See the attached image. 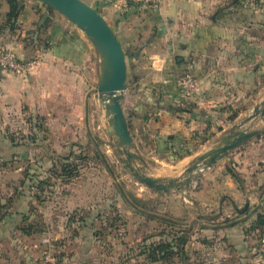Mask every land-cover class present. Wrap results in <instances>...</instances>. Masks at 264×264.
<instances>
[{
	"label": "rangeland",
	"instance_id": "1",
	"mask_svg": "<svg viewBox=\"0 0 264 264\" xmlns=\"http://www.w3.org/2000/svg\"><path fill=\"white\" fill-rule=\"evenodd\" d=\"M32 1L24 0L25 6H30ZM83 1L103 9L100 1ZM251 4L254 6V2ZM133 5H137L140 19L125 16L126 23L118 22L124 25L121 31L112 24L125 50L136 51L134 56L126 55L128 88L123 106L131 120L134 107L143 98L149 108L153 106L155 120L160 113L167 116L172 105H185L186 95L182 91L179 97L183 100L170 99L167 91L171 85L163 79V70L153 67L149 57L153 47L145 41L155 34L152 33L154 28L149 26L150 21L145 23L144 20L158 7ZM255 8L260 6L255 4ZM8 10V3L1 0L0 22ZM141 23L145 27L139 26ZM138 27L142 32H136ZM90 43L93 60L97 63L95 70H91L95 76L85 115L73 117L62 112L48 116L40 113L39 106L31 102L11 111L0 108V264H44L48 257L49 264H187L183 254L175 253L170 258L153 261L148 251L161 242H170L177 249L179 238L186 234L188 240V232L193 233L198 227L196 217L207 216L203 208L196 209L188 203L185 195L198 188L199 178L209 168L200 171L195 180L182 189L150 187L134 176L122 160L115 137L108 131L106 108L97 91L99 58L91 40ZM249 112L242 114L241 121ZM232 114L234 112L228 108L205 114L211 118L208 127L205 123L202 125L206 127L203 130L205 139L199 137L192 146L193 153L181 158L182 142L176 140L178 150L171 149L166 140L168 135H158L155 123H151L147 131L142 130L140 137L134 139L133 150L147 162L144 165L137 160V164L154 176L180 178L200 154L216 146L231 131L233 122L227 119ZM184 115L185 111L174 112L173 117L168 118L176 122V116ZM247 126L264 129V117L259 116ZM179 132L173 134L179 136ZM257 135L232 152L258 155V170L264 173V136ZM59 156L69 157L77 166L78 172L69 180L54 173V166L61 172ZM246 158L240 165L238 158L228 161L224 157L220 166L222 170L225 164L226 168H232L240 184L246 185L248 181L249 188H257L264 196V176L262 184H254V171L249 163L246 164ZM245 167L246 171H240Z\"/></svg>",
	"mask_w": 264,
	"mask_h": 264
},
{
	"label": "crops",
	"instance_id": "2",
	"mask_svg": "<svg viewBox=\"0 0 264 264\" xmlns=\"http://www.w3.org/2000/svg\"><path fill=\"white\" fill-rule=\"evenodd\" d=\"M97 1L103 6L100 10L106 20L111 26L116 24L119 31L124 29L119 23H126L125 16L140 17L137 5L117 10L113 3H108L110 0ZM249 1L163 0L158 8L149 12V18L144 21H150L155 35L145 43L153 47L149 54L153 67L161 68L163 79L171 85L170 99L180 98L181 92L174 84L180 87L179 80L187 74L196 79L198 90L190 99L180 98L185 105L194 106L192 112L176 116V122L168 118L173 117V110L167 111V116L160 113L153 120L156 112L143 98L134 107L131 120L124 109L135 141L151 123H155L158 135L169 136L180 130L192 137L208 127L211 118L205 114L223 112L227 108L239 112L235 119H227L234 126L241 121L242 114L252 112L264 99V10L255 8ZM25 7L18 29L13 32L5 29L0 33V46L15 49L22 59L41 53L42 64L37 72L27 76L4 72L1 110L19 109L25 102H31L48 116L62 112L73 117L85 115L94 78L91 70H95L97 63L93 60L90 40L68 18L57 10L49 12L42 2L34 0ZM112 28L120 37L116 27ZM138 31L142 32V28L138 27ZM135 78L138 80L137 74ZM250 141L252 138L242 146ZM234 153L227 156L228 161L238 158L241 165L247 157L245 162L253 169L256 179L253 183L262 184L264 173L258 170L259 156L252 153L246 156L247 152L243 151ZM223 159L199 178L196 190L185 195L188 203L207 213V216L198 215V227L193 233L188 232L184 258L187 264H254L257 258L262 228L256 227L255 222L259 214H264V196L257 188H249L248 181L246 185L240 184L226 164L222 170ZM240 171H246V167ZM247 201H250L249 208L239 212Z\"/></svg>",
	"mask_w": 264,
	"mask_h": 264
},
{
	"label": "water",
	"instance_id": "3",
	"mask_svg": "<svg viewBox=\"0 0 264 264\" xmlns=\"http://www.w3.org/2000/svg\"><path fill=\"white\" fill-rule=\"evenodd\" d=\"M57 10L79 29L94 44L100 64L99 84L97 91L104 102L108 116V131L115 137L116 144L122 154L123 162L130 168L134 176L142 183L162 189L184 188L195 179L198 173L208 169L219 160L230 155L232 150L261 133L262 129H251L248 123L259 116L264 117V99L258 102L252 112L241 122L231 128L216 146L200 154L186 168L180 178H163L146 173L137 160L147 164L144 157L133 150L134 137L125 114L122 100L128 88V65L121 38L116 34L104 15L96 7L83 0H38ZM179 182L177 183V180ZM250 206L247 201L239 212H245Z\"/></svg>",
	"mask_w": 264,
	"mask_h": 264
},
{
	"label": "trees",
	"instance_id": "4",
	"mask_svg": "<svg viewBox=\"0 0 264 264\" xmlns=\"http://www.w3.org/2000/svg\"><path fill=\"white\" fill-rule=\"evenodd\" d=\"M5 1L9 5V10L6 13L5 18L0 22V33L3 32V30H5V29H9L11 32L17 30L19 27V25H18L19 17L22 14L23 10L25 9L24 0H5ZM249 2L250 3L254 2V4L259 5L260 8L264 10V0H250ZM43 5L46 6V8L49 10V12L55 11L50 6H47L44 3H43ZM0 8H1V0H0ZM97 10L99 12H101V10L99 8H97ZM0 19H1V12H0ZM122 44H123V48H124V42L123 41H122ZM124 50H125V48H124ZM137 51L139 52V50H137ZM125 53L127 56L129 55V57H130L131 55L134 56L135 55L134 53H136V51L129 53L127 50H125ZM175 87H176L177 91L180 90V92L182 93L183 90H182L181 86L180 87L175 86ZM168 93H170V92H168ZM190 105H178V106L172 105L170 108L172 110H174V112H176V113H182L184 111L192 112L194 105H191V106ZM238 115H239V112L234 111V114H232V116L229 117V119L233 120ZM258 135L264 136V129ZM199 137H201L202 140L205 139L203 136V133H196L194 136L189 137V136L185 135L184 133L179 132V136L172 134V135L167 136L166 140L171 145V147H172L171 149H174V150H178V148L176 147V140H179L180 142H182L183 146H181V148L184 149L183 150L184 153L182 154V156H180V158H181V157H185V156L193 153L192 146H194L193 144L195 143V141L197 139H199ZM59 158H60L59 161H61V172L56 170V168L54 166L53 167L54 173L57 174L58 177H60V178L69 180L70 176L75 175L78 172L77 166H76V164L71 162L69 157L59 156ZM227 169L234 177L238 178L237 174L235 173V171L232 168L228 167ZM255 226L262 228L261 233H264V214H259V216L255 222ZM179 241L180 242L178 244L177 249H175L174 245L171 244L170 242L169 243L161 242V243L154 244L151 247V249L148 251V252H150L149 258H151V260H153V261H159V260H162L163 258L164 259L170 258V256L175 255V253L183 254V256L185 258L186 249H185L184 244L187 241L186 234L184 236H182L181 238H179Z\"/></svg>",
	"mask_w": 264,
	"mask_h": 264
},
{
	"label": "built area",
	"instance_id": "5",
	"mask_svg": "<svg viewBox=\"0 0 264 264\" xmlns=\"http://www.w3.org/2000/svg\"><path fill=\"white\" fill-rule=\"evenodd\" d=\"M162 1L163 0H114L112 3L117 10H124L128 8L130 4L134 3L150 4L159 7ZM41 63L42 56L39 54L34 55L30 59H22L15 49L0 46V97L3 95V76L5 71H11L20 76H27L37 72L41 67ZM179 85L182 87L184 95H186L188 99L193 97L198 90V83L190 74H187L183 79L179 80ZM193 181H191V183ZM185 192H187L186 189ZM50 261L48 257L44 264H49ZM254 264H264V233H260L259 235L257 258Z\"/></svg>",
	"mask_w": 264,
	"mask_h": 264
}]
</instances>
